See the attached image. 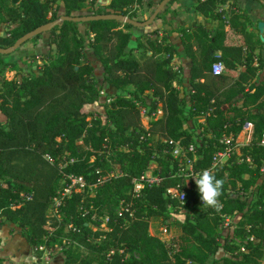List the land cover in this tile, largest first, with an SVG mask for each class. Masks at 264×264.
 I'll return each mask as SVG.
<instances>
[{
	"label": "trees",
	"instance_id": "obj_1",
	"mask_svg": "<svg viewBox=\"0 0 264 264\" xmlns=\"http://www.w3.org/2000/svg\"><path fill=\"white\" fill-rule=\"evenodd\" d=\"M58 1L0 0V23L6 27L0 47L13 45L61 15H74L86 3L94 5L92 15L117 14L137 21L139 8L153 3L60 0L63 14L58 15ZM224 2L193 0L199 15L218 21L215 30L202 23L177 29L190 63L186 76L172 65L176 50L167 35L147 36L157 29L134 35L131 29L143 27L116 19L63 20L30 38L36 42L45 36L50 47L46 54L31 55L41 58L36 72L20 80L0 79V225H15L33 249L61 243L66 236L71 242L62 252V264H263L264 79H255L264 67V40L249 29L244 10L232 9L226 19L218 9ZM258 19L264 20V5ZM2 55L1 73L7 66L17 68ZM216 62L225 66L220 74L212 72ZM96 64L102 70L99 82ZM177 80L182 90L174 84ZM100 89L114 97L104 105V117L84 110L99 100ZM140 108L149 117L158 109L162 114L151 116L144 127ZM246 123L250 136L239 147V156L232 155L207 174L213 153L223 147L221 135L236 136ZM175 143L183 156H171ZM186 159L198 175L189 178L185 200L179 203L166 190L182 181L176 172ZM150 161L157 164L159 183L146 186L132 200V218L119 216V201L130 198L132 178L142 175ZM115 165L121 174L107 176ZM97 168L104 182L92 191L72 193L50 234L48 210L61 172L95 183ZM181 207L185 214L180 232L168 243L149 232L150 218ZM103 216L108 217L107 230L99 229ZM220 250L223 255L217 256Z\"/></svg>",
	"mask_w": 264,
	"mask_h": 264
},
{
	"label": "built area",
	"instance_id": "obj_2",
	"mask_svg": "<svg viewBox=\"0 0 264 264\" xmlns=\"http://www.w3.org/2000/svg\"><path fill=\"white\" fill-rule=\"evenodd\" d=\"M162 32H155V33H150L147 36L151 39H158L162 37ZM225 66L222 62H216L212 65V72L213 74H220L224 71ZM11 80V79H10ZM99 94L101 95L103 101L105 104H110V102L114 99L113 96H107L104 92L103 89L99 90ZM136 105L140 107V103L136 102ZM140 113L141 116H145V118L148 119V122L152 119L151 116H154V118H158L161 116L162 111L160 109L157 110L155 114H152L150 117L147 116V110L144 108H140ZM249 123H246L247 125ZM244 127V126H243ZM240 133V132H239ZM238 133V134H239ZM230 134V135H221L219 142L223 144V147L216 150L213 153L212 156V163L211 166L208 170L205 172L207 174L213 173V171L217 168H220L224 164H226L229 160V158L232 155H239V147L242 145H239V142H237V136ZM149 135V134H147ZM147 136L142 135L140 139L144 140ZM249 137V136H248ZM261 143L264 145V134L262 136ZM244 145V144H243ZM189 150L193 151V145L189 146ZM178 155H184L182 152V147L179 146L178 143H175V146L171 150V156L177 157ZM46 158L49 161H52L51 158L46 156ZM93 158H91L90 161H92ZM238 162H241L243 159L238 158ZM249 159L247 158V161ZM72 162V160H71ZM152 162V163H151ZM151 163V164H150ZM147 170L143 172L142 175L139 177L132 178L131 183H132V189L130 192V198L129 199H121L116 207V213L123 217L126 218L125 215L127 214L129 218L133 217L134 210L132 208V200L134 198H138L141 195V192L146 186H152V185H157L160 181V176L156 172L157 169V164L155 161H150ZM63 166H60L62 169ZM116 169L113 170H108L107 171V176H117L121 174V171L118 168V165H115ZM60 169V170H61ZM62 177L59 182V188L55 191V194L51 198V205L48 210V220H47V227H49V232L50 234H53V227L52 222L53 220H57L60 222V214L61 208L65 204V201L70 198L72 193L74 192H83L85 190H90L92 191L93 188H96L98 185L102 184L106 178H103L100 174V169H96V173L99 174L98 178L96 179L95 183H90L86 181L85 177L82 175H77L74 173H67V172H61ZM177 175L182 177V181L177 184L176 186L172 188H168L166 190V193L169 195L170 198L176 199L179 203H183L185 200V191H184V186L188 182L189 178L196 177L198 175L197 172H193L191 169V161L189 159H186L184 167L180 166L178 168ZM206 176V175H205ZM101 224L99 229L101 230H107L106 223L108 221L107 216L101 217ZM71 225H69L70 227ZM93 229H97L96 227H93ZM55 230V228H54ZM61 243H55V244H46L42 243L39 244L34 248L35 252H39L41 259L44 260V262L48 263L50 261L51 256L56 254L57 252H63V250L69 245L71 242L69 238L66 236H62L61 238Z\"/></svg>",
	"mask_w": 264,
	"mask_h": 264
},
{
	"label": "rangeland",
	"instance_id": "obj_3",
	"mask_svg": "<svg viewBox=\"0 0 264 264\" xmlns=\"http://www.w3.org/2000/svg\"><path fill=\"white\" fill-rule=\"evenodd\" d=\"M171 4H169V8H170ZM167 7H168V4H167ZM91 9H94V5L92 3H86L84 8L81 9L80 12L74 13V15H88V14H90ZM148 11L149 10H144L143 7L139 8L138 19L140 21L146 20L150 16ZM56 12L58 15L63 14L62 3L60 0L57 2ZM165 14H162V15H165ZM171 17H173L172 14L168 15L167 19L171 20ZM133 20H136V19H133ZM180 22L183 23V21H180ZM151 26H152V24L150 26L143 27V29H131V31L134 35H139V34H143L146 32H151V31L156 29V28H153ZM180 26H181L180 24H174V25H172V29L165 30L164 32L162 29L157 28V32H162L164 35H169L168 36L169 38L171 35V40L174 42L175 50H176V55H175L173 62H172V65L175 69L178 68V66H180L183 69L185 68L182 50H181V48H179V45H180L179 39H178L179 35H178V33H176L177 29ZM3 31H4V29H3ZM37 44H41L39 40H37L36 42L28 40V41L24 42L23 44H21L12 53L6 54V55L3 54L2 60L6 63H11V64L15 63L17 68L12 70V69H10L11 68L10 66L5 67L4 71L2 73L0 72V79L2 77H4L7 80L14 79V78L20 80L23 75L35 73L36 72V65L41 62V58L39 56H36L37 58H32V56H31L35 52L34 47H36ZM49 48H50L49 46H44V53L45 54L48 52ZM44 53H40L38 55H41ZM94 76H95L96 80L99 82L101 79V76H102V70L98 64L95 65ZM174 84L178 88H182L181 84L179 83V80H177ZM126 90L130 91L131 87L128 86L126 88ZM104 105H105V103H104L101 95L99 94V100L97 102L91 104V105L90 104L86 105L84 107V110L91 113V115H93V116L104 117V112H105ZM141 121H142V124L144 127L148 126V119L145 118V116H142ZM1 123H3V117L0 114V124ZM243 129H244V127H243ZM248 136H250V132H249V134H247V136L245 138L241 136L238 139L239 145L240 144H242V145L246 144L249 140ZM237 156H239V155H237ZM111 169L115 170L116 167L112 166L108 170H111ZM59 186H58V188H59ZM184 214H185V209L182 207L178 208V209L169 208V212L167 213L166 216L150 218V220H149V232L152 235H156L161 240L168 243L172 236H174L180 232V223L183 220ZM8 226H9V232H10V230H11V232H15V233L18 231V228L15 225L11 224ZM5 230H7V227H1V225H0V234H2ZM223 232L226 233L227 230L224 229ZM221 255H223L222 250L219 251L217 256H221ZM57 258H58V260H57ZM62 258H63V253L57 252L56 254L51 256L50 261H48V263H46V264H61ZM263 264H264V259H263Z\"/></svg>",
	"mask_w": 264,
	"mask_h": 264
},
{
	"label": "crops",
	"instance_id": "obj_4",
	"mask_svg": "<svg viewBox=\"0 0 264 264\" xmlns=\"http://www.w3.org/2000/svg\"><path fill=\"white\" fill-rule=\"evenodd\" d=\"M109 0H97V3L99 4H106ZM152 7H143L144 10H149L148 13L151 14L152 10L157 6V4L160 2V0H152ZM62 3V2H61ZM264 5V1H258V0H225L224 3L219 5V10H222L225 12L224 16L227 19V14L230 10H244L247 12L250 20H251V26L249 27L250 30H253L254 32H257L260 35L264 37V32L261 33V28L259 27V22L264 21L262 19H258V13L260 6ZM63 9V5H62ZM80 12V11H78ZM77 13V12H75ZM165 14V13H164ZM172 14L173 17L170 19H167V16ZM157 21V22H156ZM180 21H183L181 23ZM194 23H202L204 26L210 30H215L216 26L218 24V21L211 18V17H203L199 15L193 7V0H175L168 12L165 15L160 16L158 19L154 20L152 23L153 28H160L163 30H170L172 29V25L174 24H180L181 26L190 27ZM229 25L227 24L225 29H228ZM4 29V31H3ZM5 24L0 23V35H4L5 32ZM178 33L179 37V48L182 50V46L180 43V34ZM163 34V33H162ZM169 35H167L168 37ZM169 38V37H168ZM41 44H37L36 47H34V53L40 54L44 53V46H48L46 44L48 38L43 36L42 38L38 39ZM170 43L175 47L174 42L171 40V35L169 38ZM215 55H219V51L214 52ZM183 55V53H182ZM184 57V55H183ZM184 69L178 66V68L181 71V76H186L188 68L190 66L189 59L184 57ZM236 77V76H235ZM260 79H264V67L260 70L258 78L255 79V81H259ZM182 90V88H180ZM251 129V125L247 124L244 125V129L240 131V133L237 136V142L238 139L242 137H246L247 134H249ZM11 224H4L1 225V227H7V230H5L2 234H0V258L3 259V264H46L44 260L41 259L40 254L36 253L34 249L28 245V243L24 240V238L18 233V231L15 232H9V226ZM58 260V258H57ZM63 260V258H62ZM61 260V264H62Z\"/></svg>",
	"mask_w": 264,
	"mask_h": 264
},
{
	"label": "water",
	"instance_id": "obj_5",
	"mask_svg": "<svg viewBox=\"0 0 264 264\" xmlns=\"http://www.w3.org/2000/svg\"><path fill=\"white\" fill-rule=\"evenodd\" d=\"M171 0H160V2L157 4V6L152 10V13L150 16L144 20V21H137V20H131L128 19L125 16L122 15H117V14H99V15H61L58 19L50 21L34 30L31 32L26 33L25 35L21 36L19 39L15 41V43L7 48H1L0 47V54H10L12 53L15 49H17L21 44L24 42L28 41L30 38L41 34L48 32L50 29L55 27L56 25L60 24L61 21L63 20H69V21H74V22H87L90 20H99V19H116L120 20L121 22L124 23H129L132 24L135 27H146L150 26L153 21L155 20L156 16L160 13L166 10L167 4ZM259 27L261 28V33L264 32V21L259 22ZM260 39L264 40V37L260 35Z\"/></svg>",
	"mask_w": 264,
	"mask_h": 264
}]
</instances>
